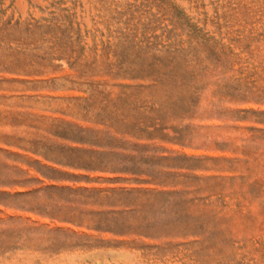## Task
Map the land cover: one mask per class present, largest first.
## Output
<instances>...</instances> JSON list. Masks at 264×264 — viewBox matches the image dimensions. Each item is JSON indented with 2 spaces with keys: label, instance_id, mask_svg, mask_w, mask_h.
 Wrapping results in <instances>:
<instances>
[{
  "label": "rangeland",
  "instance_id": "obj_1",
  "mask_svg": "<svg viewBox=\"0 0 264 264\" xmlns=\"http://www.w3.org/2000/svg\"><path fill=\"white\" fill-rule=\"evenodd\" d=\"M0 264H264V0H0Z\"/></svg>",
  "mask_w": 264,
  "mask_h": 264
}]
</instances>
